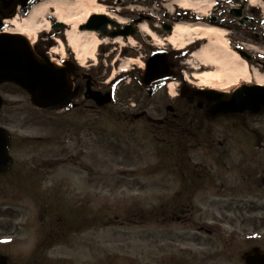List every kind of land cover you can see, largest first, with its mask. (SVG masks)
I'll return each mask as SVG.
<instances>
[{
    "label": "rangeland",
    "instance_id": "obj_1",
    "mask_svg": "<svg viewBox=\"0 0 264 264\" xmlns=\"http://www.w3.org/2000/svg\"><path fill=\"white\" fill-rule=\"evenodd\" d=\"M110 2L106 12L145 19L161 40L168 38L161 24L180 10L174 0ZM204 5L200 13L209 11ZM45 28L34 47L42 43L49 56ZM146 34L130 45L99 36L107 42L96 59H74L92 90L112 94L101 108L85 97L83 77L77 109L66 112L39 110L21 89L0 88V126L12 135L14 159V170L0 176V254L9 264H245L243 253L264 248V113L210 119L197 101L179 98L181 77L171 94L152 95L138 62L146 64L159 45L178 76L201 84L192 75L203 72L187 50ZM61 43L66 49L56 36L52 58L62 56ZM247 43L264 60V48ZM44 212L50 216L41 221Z\"/></svg>",
    "mask_w": 264,
    "mask_h": 264
},
{
    "label": "bare ground",
    "instance_id": "obj_2",
    "mask_svg": "<svg viewBox=\"0 0 264 264\" xmlns=\"http://www.w3.org/2000/svg\"><path fill=\"white\" fill-rule=\"evenodd\" d=\"M207 2L209 0H174L172 5L177 4L185 9H201L200 6ZM251 2L261 4L264 8V2L261 0H251ZM209 4L211 5L210 2ZM172 5H169V8H172ZM51 8L56 11V19L70 27L66 32V37L68 44L76 53L77 59L82 64L89 58L96 59V51L104 42L99 39L96 33L82 31L80 27L91 19V16L104 14L105 7L100 5L97 0H48L35 7L24 20L13 19L11 22L17 27L15 33L23 36L33 45L41 33L42 24L45 23L47 29L50 27L47 17ZM207 12V10L204 11V13ZM123 22L121 21V23ZM141 29L157 42H163L146 24H142ZM226 38L227 32L217 27L178 23L165 41L178 50L192 46L195 40L206 41L201 50L193 54V57L197 58L200 63L197 69L201 68L200 70L203 72L196 74V79L200 81L201 88L228 91L239 86L242 82L257 83L264 86V74H260L256 69L252 70L240 55L233 51ZM121 41V38L117 39V42L120 43ZM163 43L162 45H164ZM61 46L64 50L63 45ZM134 61L136 60L130 59L125 62L122 72L126 71L130 63L134 64ZM54 63L61 66L57 59H54ZM138 63L141 69L145 68L144 62L139 61ZM208 69L213 70L209 71ZM120 73H114L112 79ZM171 89L174 92V85H171Z\"/></svg>",
    "mask_w": 264,
    "mask_h": 264
},
{
    "label": "water",
    "instance_id": "obj_3",
    "mask_svg": "<svg viewBox=\"0 0 264 264\" xmlns=\"http://www.w3.org/2000/svg\"><path fill=\"white\" fill-rule=\"evenodd\" d=\"M105 29L106 23L102 24ZM97 29V28H96ZM171 31V28H167ZM104 32H106L104 30ZM125 32V35H128ZM117 34H113L116 36ZM171 66L163 52L155 54L147 63L144 83L150 85L170 75ZM12 83L25 90L35 106L48 111L62 109L74 97L73 80L70 68H58L47 59L40 57L28 41L15 35H0V86ZM90 86V84H89ZM90 99L99 106L111 102V95L88 91ZM199 97L208 102L207 114L217 117L228 114H260L264 112V87L243 85L233 92L229 99L225 94L214 90L202 91ZM0 97V111L2 108ZM11 135L0 127V173L7 172L12 166L9 155ZM7 258L0 256V264H7ZM247 264H264V252L253 250L247 257Z\"/></svg>",
    "mask_w": 264,
    "mask_h": 264
},
{
    "label": "flooded vegetation",
    "instance_id": "obj_4",
    "mask_svg": "<svg viewBox=\"0 0 264 264\" xmlns=\"http://www.w3.org/2000/svg\"><path fill=\"white\" fill-rule=\"evenodd\" d=\"M39 1L40 0H0V22L4 23V20L10 17L14 13L17 14L25 13L28 9H30V7L33 4H36ZM107 3L111 5V2H107ZM240 8H241V12H239L238 10ZM121 13H123L124 16L129 17L128 21H126L127 24H124L123 22L122 26L115 25L110 30L112 32L114 30L121 32L123 38L126 40H128V35H125V33L122 32L128 31L130 32V34L133 35V37L140 36L139 27L143 19L135 18V15L129 13L128 11ZM131 17L133 18L131 19ZM184 17L194 21L195 23H200L205 25H216L218 27L228 29L230 31V41L232 42L233 47L237 50H248L249 47L247 45L248 44L247 42L256 43L259 44L260 46H263V44L261 43L263 40L256 34L258 29L261 27V24L264 25V22L261 21L263 17L257 10L248 7L247 3H245L244 1L240 2L239 0H227V2L218 3L216 7V12L211 13L210 16H208L205 19L200 20L197 19L195 16H190V15L184 16L182 14H179L177 15V18H175L174 20H180ZM174 20L173 19L168 20L169 21L168 25L174 24L173 23ZM165 25L167 24H162V30L164 31L163 36L164 34H167L165 30ZM4 27H7V25L4 24ZM58 33H60V31H58ZM53 34H55V31H53ZM198 46H195L194 48H197ZM251 58H252L251 62L258 65L260 69L264 72V62L261 61L260 58L256 56L251 55ZM67 62L68 60L66 61V63ZM171 76L178 77L174 69L172 70ZM190 89L191 90H185V93L190 95V97H187L190 100V102H196V101L200 102L194 91L195 88L191 87ZM182 99H186V98L182 97ZM174 111L175 110L172 108V112ZM175 126L178 127V125ZM163 128L165 127L163 126ZM49 216L50 215L47 212H44L41 216V221H45V219H48ZM49 220H52V217H50ZM52 232L53 234L55 233L59 234V232H56L55 230H52ZM52 232L50 231V237L54 238ZM46 238L47 236L46 234H44L43 237H41L40 239L45 240ZM40 239L38 241L42 242ZM261 249H263V247ZM244 255L245 253H243L242 258L244 257Z\"/></svg>",
    "mask_w": 264,
    "mask_h": 264
}]
</instances>
